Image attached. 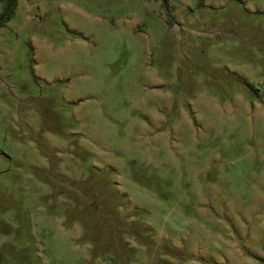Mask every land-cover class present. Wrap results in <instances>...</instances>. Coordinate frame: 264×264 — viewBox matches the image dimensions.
<instances>
[{
    "label": "rangeland",
    "instance_id": "obj_1",
    "mask_svg": "<svg viewBox=\"0 0 264 264\" xmlns=\"http://www.w3.org/2000/svg\"><path fill=\"white\" fill-rule=\"evenodd\" d=\"M0 264H264V0H17Z\"/></svg>",
    "mask_w": 264,
    "mask_h": 264
},
{
    "label": "trees",
    "instance_id": "obj_2",
    "mask_svg": "<svg viewBox=\"0 0 264 264\" xmlns=\"http://www.w3.org/2000/svg\"><path fill=\"white\" fill-rule=\"evenodd\" d=\"M4 5V10L0 15V28H2L14 15L17 8V0H0ZM164 4L167 0H162Z\"/></svg>",
    "mask_w": 264,
    "mask_h": 264
}]
</instances>
